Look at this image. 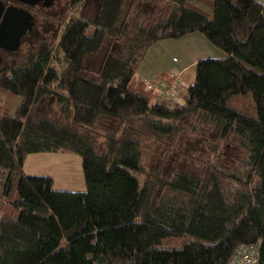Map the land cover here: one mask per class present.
Returning <instances> with one entry per match:
<instances>
[{
	"label": "trees",
	"instance_id": "16d2710c",
	"mask_svg": "<svg viewBox=\"0 0 264 264\" xmlns=\"http://www.w3.org/2000/svg\"><path fill=\"white\" fill-rule=\"evenodd\" d=\"M185 3L61 0L53 37H37L0 67V92L21 99L13 114L0 99L3 193L16 187L19 211L0 216V264H229L237 246L256 243L254 264H264V4L212 0L210 17ZM192 33L225 56L195 63L180 102H151L130 87L156 42ZM103 49L97 69L84 65ZM248 93L255 115L227 104ZM193 118L244 151L241 177L212 160L199 176L143 168L141 141L169 150ZM31 153L78 155L85 190L25 174ZM169 238L182 243L163 245Z\"/></svg>",
	"mask_w": 264,
	"mask_h": 264
},
{
	"label": "rangeland",
	"instance_id": "374dc122",
	"mask_svg": "<svg viewBox=\"0 0 264 264\" xmlns=\"http://www.w3.org/2000/svg\"><path fill=\"white\" fill-rule=\"evenodd\" d=\"M186 7H191L190 1L189 4H186ZM210 17H212V15ZM50 30L51 32H49ZM92 30V27H89L87 33H92ZM52 33L53 28H49L48 31L44 28L43 35L48 36L44 38L50 40L53 37ZM27 46L24 44V46L20 48L21 51L19 50L20 52L18 53H23L27 49ZM105 53L106 49H103L95 55L87 56L84 60V65L91 69H97ZM0 99L3 102V111L6 109L9 114H13L21 102L19 96L6 91H3V93L0 92ZM44 104L46 108H48V105L46 103ZM227 104L240 111H246L251 115L256 114L255 103L249 93L245 95H233L227 100ZM45 106L41 105L38 112H44ZM44 113H51L50 105L49 109ZM99 142L100 141L95 143L96 146ZM212 144L219 148V155L214 157V159H212L213 155L211 154L210 149ZM140 149V162L143 168L146 171L158 170L160 172V176L162 177L170 176L178 171H183L193 176H199L204 169V164L209 160H212L217 167L223 169L224 171L235 173L239 177L242 175L241 162L245 156L244 151L232 141L221 140L219 130L213 124L200 122L195 118L189 120L186 119L184 121V124L180 126V131L175 145H173L170 149L168 148L169 150H166L163 144H159L151 140H142ZM67 156L72 158V160L67 161L66 165L70 166H67L66 169L71 170L72 175L75 176L74 178H76V175L78 174L84 183L80 157L76 154L69 153H67ZM73 158H75L74 161ZM64 177L65 175L55 171L53 176L54 179L52 178L53 189L68 190V187L64 185H67L68 183L64 180ZM3 183L4 176L0 175V216L12 215V217H17L19 211L11 204L17 196L16 187L13 186V190L10 192V195H4ZM83 190H85V186ZM181 243L182 241L176 238H169L163 241V245L169 247H179Z\"/></svg>",
	"mask_w": 264,
	"mask_h": 264
},
{
	"label": "crops",
	"instance_id": "0c3cea01",
	"mask_svg": "<svg viewBox=\"0 0 264 264\" xmlns=\"http://www.w3.org/2000/svg\"><path fill=\"white\" fill-rule=\"evenodd\" d=\"M190 1V9L198 10L206 15H212V0H186L185 6ZM264 4V0H255ZM225 53L213 47L210 42L200 33L185 35L179 39H164L156 42L147 52L145 58L132 75L130 87L135 91L143 92L151 102H165L158 89L144 88V82L152 86L160 84L165 88H172L174 101L180 102L185 93V87L194 81V65L206 57L222 58ZM178 76L180 83L175 84ZM177 90V91H176ZM71 154V153H69ZM72 158L67 153H31L23 162V172L29 175H49L53 178L55 171L65 175L64 184L68 191L84 189L83 180L78 174L72 175L70 169H66L67 161ZM75 158H73V161ZM54 179V178H53ZM77 179V180H73Z\"/></svg>",
	"mask_w": 264,
	"mask_h": 264
},
{
	"label": "flooded vegetation",
	"instance_id": "af4514ba",
	"mask_svg": "<svg viewBox=\"0 0 264 264\" xmlns=\"http://www.w3.org/2000/svg\"><path fill=\"white\" fill-rule=\"evenodd\" d=\"M49 1L51 4L47 5ZM59 1L61 0H0V3H2V11L7 6L12 5L28 11L33 18L32 31L21 38L20 48L24 46V44L27 46L33 40L37 39V37H48L43 35L44 28L48 31L49 28L54 27L51 15L58 9ZM2 11L0 13H3ZM49 32H51V30ZM20 48L13 53L0 48V67L4 66L13 54L20 52Z\"/></svg>",
	"mask_w": 264,
	"mask_h": 264
},
{
	"label": "water",
	"instance_id": "95a60500",
	"mask_svg": "<svg viewBox=\"0 0 264 264\" xmlns=\"http://www.w3.org/2000/svg\"><path fill=\"white\" fill-rule=\"evenodd\" d=\"M51 4L49 1L47 5ZM0 3V12L2 11ZM0 19V48L8 52H16L20 48L21 38L31 33L33 18L24 9L15 6H7Z\"/></svg>",
	"mask_w": 264,
	"mask_h": 264
},
{
	"label": "built area",
	"instance_id": "2783aa9c",
	"mask_svg": "<svg viewBox=\"0 0 264 264\" xmlns=\"http://www.w3.org/2000/svg\"><path fill=\"white\" fill-rule=\"evenodd\" d=\"M180 83L178 76L175 77V84ZM158 89L163 98L167 102L172 103L175 97L172 88H165L163 85L157 84L152 86L151 84L144 82V88L150 90L151 88ZM258 252V244H242L235 248L230 258L229 264H254L256 262V255Z\"/></svg>",
	"mask_w": 264,
	"mask_h": 264
}]
</instances>
